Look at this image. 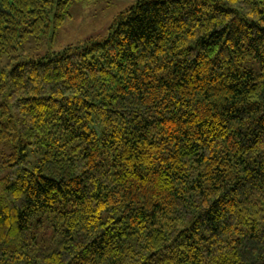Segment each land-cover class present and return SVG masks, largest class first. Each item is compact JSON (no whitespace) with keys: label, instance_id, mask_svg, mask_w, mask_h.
Here are the masks:
<instances>
[{"label":"trees","instance_id":"1","mask_svg":"<svg viewBox=\"0 0 264 264\" xmlns=\"http://www.w3.org/2000/svg\"><path fill=\"white\" fill-rule=\"evenodd\" d=\"M72 1L0 0V264H264V0H137L20 58Z\"/></svg>","mask_w":264,"mask_h":264},{"label":"rangeland","instance_id":"2","mask_svg":"<svg viewBox=\"0 0 264 264\" xmlns=\"http://www.w3.org/2000/svg\"><path fill=\"white\" fill-rule=\"evenodd\" d=\"M137 0H74L70 3L65 18L55 30L53 40L42 35L39 40L33 36L20 58H35L47 51H58L68 45H75L88 38H104L114 17L133 5ZM17 54L14 52L13 55ZM10 54L0 53V69H9ZM12 153V149L5 142L0 141V180L6 177L14 166H4L3 158ZM33 156H31L32 158Z\"/></svg>","mask_w":264,"mask_h":264}]
</instances>
